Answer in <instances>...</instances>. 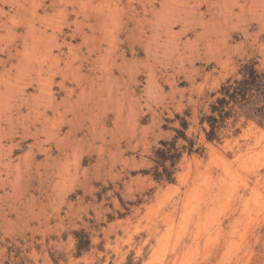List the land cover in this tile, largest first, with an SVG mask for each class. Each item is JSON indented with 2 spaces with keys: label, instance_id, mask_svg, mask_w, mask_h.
<instances>
[{
  "label": "rangeland",
  "instance_id": "obj_1",
  "mask_svg": "<svg viewBox=\"0 0 264 264\" xmlns=\"http://www.w3.org/2000/svg\"><path fill=\"white\" fill-rule=\"evenodd\" d=\"M250 62L264 0H0V264H264V121L199 124Z\"/></svg>",
  "mask_w": 264,
  "mask_h": 264
},
{
  "label": "trees",
  "instance_id": "obj_2",
  "mask_svg": "<svg viewBox=\"0 0 264 264\" xmlns=\"http://www.w3.org/2000/svg\"><path fill=\"white\" fill-rule=\"evenodd\" d=\"M219 96L209 107V113L202 115L199 124L208 142L219 141V133L227 126V122L238 117L252 120L259 125L264 121V72L257 70L255 63H247L239 71V78L227 80L218 91ZM182 131H176L177 137L172 142H161V149L155 151V163L163 168V174L157 173L155 180L173 182V169L181 157V151L176 147L180 137L188 143L181 149L188 154L193 152V142L187 139L184 131L187 124L182 121ZM169 163V168L166 164ZM87 245H78V253Z\"/></svg>",
  "mask_w": 264,
  "mask_h": 264
},
{
  "label": "bare ground",
  "instance_id": "obj_3",
  "mask_svg": "<svg viewBox=\"0 0 264 264\" xmlns=\"http://www.w3.org/2000/svg\"><path fill=\"white\" fill-rule=\"evenodd\" d=\"M222 255V254H221Z\"/></svg>",
  "mask_w": 264,
  "mask_h": 264
}]
</instances>
